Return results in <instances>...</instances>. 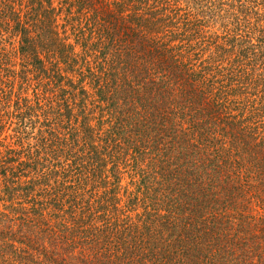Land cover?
I'll use <instances>...</instances> for the list:
<instances>
[{
	"label": "trees",
	"instance_id": "1",
	"mask_svg": "<svg viewBox=\"0 0 264 264\" xmlns=\"http://www.w3.org/2000/svg\"><path fill=\"white\" fill-rule=\"evenodd\" d=\"M58 3L0 0V264H264V0Z\"/></svg>",
	"mask_w": 264,
	"mask_h": 264
},
{
	"label": "rangeland",
	"instance_id": "2",
	"mask_svg": "<svg viewBox=\"0 0 264 264\" xmlns=\"http://www.w3.org/2000/svg\"><path fill=\"white\" fill-rule=\"evenodd\" d=\"M41 2V8L43 7L44 9H47L48 10V15L44 18L42 17L41 20L42 21H45L46 20H49V24L50 27L49 29L53 32V33H70V27L75 23L74 21L69 25V23L65 20L66 17L67 18H72V19H76L78 18L76 14H74L73 12H67L64 10V8L61 9V11H59V6L60 4L58 3V0H37V3ZM36 8L37 5L35 4L34 5ZM54 9V12H52L51 10ZM64 14H67L68 16H65ZM74 17V18H73ZM190 20V19H189ZM80 21V20H79ZM191 21V20H190ZM84 20H82L81 23L84 24ZM192 22V21H191ZM82 24V25H83ZM219 26H220V23L218 24H212L210 27V29H208L207 27H202L200 28L199 30L201 32H204L206 36L208 35H211L210 33H215V32H218L219 30ZM198 30V29H197ZM198 30V31H199ZM192 44H195V42H193ZM198 46L201 45L199 47V49L201 50L202 53H204L202 51V49L206 48L207 45L206 43L203 41V43L201 42H198L197 43ZM207 54V53H206ZM205 56L203 55V58H206V55ZM126 177V175H124ZM124 177V179L122 180L123 183L127 182L128 180Z\"/></svg>",
	"mask_w": 264,
	"mask_h": 264
}]
</instances>
